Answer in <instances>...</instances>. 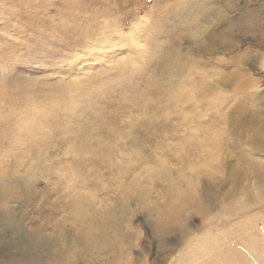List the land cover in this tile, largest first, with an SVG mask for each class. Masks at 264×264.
I'll return each mask as SVG.
<instances>
[{"label": "rangeland", "instance_id": "374dc122", "mask_svg": "<svg viewBox=\"0 0 264 264\" xmlns=\"http://www.w3.org/2000/svg\"><path fill=\"white\" fill-rule=\"evenodd\" d=\"M124 1L0 0V264H58L51 251L75 227L74 163L88 177L77 188L86 205L116 210L113 242L89 264H180L204 235L218 241L207 243L217 262L230 248L252 261L226 236L242 217L221 212L247 197L264 230V0H205L213 13L200 9L199 35L181 0ZM169 44L192 61L184 84L156 64L145 78L147 54ZM32 117L39 128L22 131ZM190 193L210 209L197 211ZM185 228L191 236L180 239Z\"/></svg>", "mask_w": 264, "mask_h": 264}, {"label": "bare ground", "instance_id": "6f19581e", "mask_svg": "<svg viewBox=\"0 0 264 264\" xmlns=\"http://www.w3.org/2000/svg\"><path fill=\"white\" fill-rule=\"evenodd\" d=\"M121 1H124V0H121ZM131 1H133V0H131ZM124 2H128V1H124ZM181 2L183 4L182 3L177 4V6L180 9L179 13L184 14V12H185L186 14H189L190 20L188 22L189 23L188 26L195 27L194 33L197 35L205 34V30H204L205 26L201 27L200 25H197V23H198L197 20L199 19L197 15L200 13V9L202 11L203 16H205V17L207 15H209L210 13H213L211 9H209L208 7L205 6L204 2H206V1L205 0H198V2H200V3L203 2L202 5L197 4V0H181ZM86 6H88V5H86ZM171 8H172V6H171ZM171 8H167V7L162 8V11L165 15L164 17L168 18L169 13L171 15H176L175 12H173L174 14L170 12ZM63 14H65V16L68 18V9L64 10ZM212 15L213 14H211V16ZM150 27H151V31L153 32V34L158 29V26L156 24L151 25ZM129 32H131V33L133 32V34L138 32V26L136 28V25L133 24L132 27L130 28ZM140 32H144V30H142ZM136 34H138V33H136ZM128 35H129V33H128ZM122 37L129 38L131 45H135L137 43L135 37H132V36L128 37L125 35L124 36L122 35ZM84 40L87 41V38ZM79 42L80 41H78V43ZM158 47H159V49H161V50H158L160 55L159 54L155 55V53H152L150 55L147 54V57H148L147 68L148 69L145 72L146 73V75H145L146 80L152 81L151 74L149 76V71L153 67L152 65L156 64L155 66H157V68L159 69V73L162 74L163 76H165L167 82H170L174 85L175 82L180 80L181 83L184 84L185 80H186L183 78L186 76L185 75L186 72L184 73V71L185 70L190 71L191 70L190 67L192 66V64H191L192 61L190 60V58L181 54L180 52H178L177 48L174 46H171L170 44L166 48H165V46H159V45L157 46V48ZM135 54L141 58V55H139L138 52H135ZM152 72H153V70H151V73ZM198 80H201V79L199 78ZM181 86H182V84H181ZM84 93L87 94V92H84ZM175 93L178 95H184L182 92V89H180V88H177ZM61 101L68 103V104L72 103L70 99H68V100L62 99ZM39 125H40V122L35 117L30 118L28 120V122L25 124L18 123V126L22 131L23 130H31L30 134L34 133L37 130V128H39L38 127ZM79 135H81L83 140L85 139L84 134H79ZM125 137H126V135H125ZM207 137H209V136L207 133H205L204 138H207ZM133 140H135V137L133 138ZM15 142L16 143L21 142V137L16 138ZM209 145L212 147H215L216 142L210 140V138H209ZM81 166L82 165H80L78 163H74L70 166V171H73V175L75 177L79 178V181H78L79 185L76 184L75 180L72 181L70 184V186L72 188H75L74 200L66 203V205L68 204L69 212H71V214L67 213V215L70 219H72L75 222V227L72 231V234L65 240V247H63V246L57 247V248L52 249V251H51V255L52 254L55 255L56 261L58 264L72 263L73 258H77L78 260L82 261L83 264H89L87 258H91L93 255H96L102 248L110 246L113 242L111 235H113V233H117V231H118L117 224L112 222V220H113L112 215L116 211V210H114L115 208L111 209V211L108 213H102L100 210H94L92 207L86 205L85 200L87 199V196L82 191H80V189L79 190L77 189L78 186H80V188L86 186L87 180H88L86 172L83 173V169L81 168ZM39 167H40L39 164L36 165V168H39ZM256 175H257V173H256ZM249 176H251V174ZM244 178H246V176ZM179 180L181 182L185 181L184 185L187 183L185 176L179 177ZM244 180H246V179H244ZM261 181H262V179H261ZM255 185H256V183H255ZM255 187H257V186H255ZM194 188H195V184H194ZM174 189L179 192V195L183 199H184V197H187L185 188H182L180 186H174ZM259 191L260 190L257 191L258 195L260 196L259 199L261 201H263L264 200V196L262 195L263 192H259ZM80 193H82V194H80ZM243 193H242L243 195H247V194H245L247 192H243ZM242 194H240V195H242ZM239 197H241V199H237V200L234 199L233 201H231L229 203V206H226L225 211H222L221 213L226 214L228 216V218H232V217L236 218V217H240V216L242 217L234 223L233 227L228 232L229 234H226V236L228 235L227 236L228 238L229 237L234 238V237L238 236V238H240V241L243 242L244 246H246L247 253L249 256L252 257V261H248L243 256H241L239 250L230 248V249L223 250L225 255L222 258V262H217L215 260V257L218 254V249L209 250L207 243L209 240H215V243L217 244L218 241H216V239L213 235H204L203 238H201L198 241V243H196V247L191 248L187 252L184 253L183 257L181 258L180 264H264V246H263L264 245V230H259V231L255 230L254 227H255V225H257L260 222V220H259V218L255 217L253 214H251V208L256 206V205L250 204L246 200V199H248L247 197L246 198L245 197L242 198V196H239ZM202 199L203 198H201V197L200 198L196 197L195 193H190L189 198L187 200L189 203H192V205L196 206L197 211L202 213V212L208 210V208L210 209L209 206L207 207V206L202 205V203H203ZM87 211L89 213H86ZM208 212H206V213H208ZM213 222H215V219L211 220V223H213ZM246 228H250V230L247 233L246 232L244 233V230ZM40 231L38 230L36 238H39V237L45 238V236ZM190 233H191L190 228H185L181 233L180 239L188 237L190 235ZM240 234H243V236L239 237ZM115 238H117V236ZM51 241H53V240H51ZM34 243H36V242H34ZM117 243H119V242L117 241ZM33 245H35V244H33ZM21 252H23L24 255H29L31 253H34V252H36L35 246L34 247L30 246V248H25ZM205 253L208 254L209 259L208 258L207 259H201L202 257H199ZM233 254L235 255L234 258L231 257V255H233Z\"/></svg>", "mask_w": 264, "mask_h": 264}]
</instances>
